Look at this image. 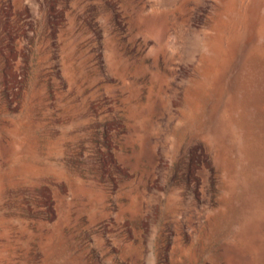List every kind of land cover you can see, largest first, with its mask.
Masks as SVG:
<instances>
[{"label": "rangeland", "instance_id": "374dc122", "mask_svg": "<svg viewBox=\"0 0 264 264\" xmlns=\"http://www.w3.org/2000/svg\"><path fill=\"white\" fill-rule=\"evenodd\" d=\"M0 264H264V0H0Z\"/></svg>", "mask_w": 264, "mask_h": 264}]
</instances>
